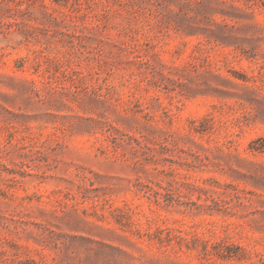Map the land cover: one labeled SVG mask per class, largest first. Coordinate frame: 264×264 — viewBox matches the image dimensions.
I'll return each mask as SVG.
<instances>
[{"label": "rangeland", "instance_id": "obj_1", "mask_svg": "<svg viewBox=\"0 0 264 264\" xmlns=\"http://www.w3.org/2000/svg\"><path fill=\"white\" fill-rule=\"evenodd\" d=\"M0 264H264V0H0Z\"/></svg>", "mask_w": 264, "mask_h": 264}]
</instances>
